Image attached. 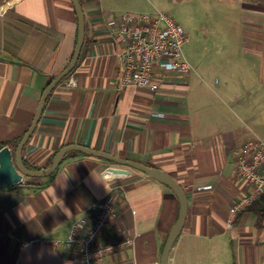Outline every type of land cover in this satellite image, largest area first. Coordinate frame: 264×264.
Masks as SVG:
<instances>
[{
  "label": "crops",
  "instance_id": "obj_1",
  "mask_svg": "<svg viewBox=\"0 0 264 264\" xmlns=\"http://www.w3.org/2000/svg\"><path fill=\"white\" fill-rule=\"evenodd\" d=\"M79 2L85 18L80 56L47 98L23 149L25 166L46 168L60 148L76 144L162 169L187 198L169 264H264V194L227 225L232 205L251 192L236 171L235 150L253 137L264 140V123L249 127L243 117L249 112L233 91L244 87L249 93L248 75L218 78L217 91L194 69L158 74L155 91L121 86L116 78L121 41L110 35L107 20L156 11H149V0ZM155 3L220 22L222 32L241 34L240 46L264 55V0ZM77 30L71 0H0V147L14 149L25 134L43 90L72 56ZM190 39L194 36L188 34L186 42ZM256 79L264 82V74ZM233 95L238 111L228 103ZM50 175L0 179V264H86L62 240L107 193L118 214L101 239L130 237L132 242L95 264H158L179 212L169 186L78 149L66 152Z\"/></svg>",
  "mask_w": 264,
  "mask_h": 264
},
{
  "label": "built area",
  "instance_id": "obj_2",
  "mask_svg": "<svg viewBox=\"0 0 264 264\" xmlns=\"http://www.w3.org/2000/svg\"><path fill=\"white\" fill-rule=\"evenodd\" d=\"M107 26L110 35L121 41L116 76L121 86L132 85L155 91L159 88L158 74L188 73L194 69L182 50L188 34L168 12L109 16ZM235 168L251 187V192L232 205L228 226L243 206L264 194V140L253 137L236 149ZM117 214L113 195L107 193L72 223L62 244L76 250L86 264H95L104 256L129 246L132 242L130 237L101 239Z\"/></svg>",
  "mask_w": 264,
  "mask_h": 264
},
{
  "label": "rangeland",
  "instance_id": "obj_3",
  "mask_svg": "<svg viewBox=\"0 0 264 264\" xmlns=\"http://www.w3.org/2000/svg\"><path fill=\"white\" fill-rule=\"evenodd\" d=\"M147 4L150 12H168L187 34L194 36V40L190 39L191 41L182 46L183 54L194 67L192 71L194 74L210 78L208 84L212 89L218 90L215 87L218 78L222 81L226 76L240 78L248 75L245 84L249 93L246 94L244 87H236L233 91L238 94V99L243 102L242 106H245L249 112L246 115L243 114L249 127L254 128L264 123V111L258 114V110H264V82L256 79L258 74H264V55H259L256 50L244 48L242 44L240 46L238 42H240L241 34L235 31L222 32L223 26L220 22L214 24L204 17L190 18L177 8L165 9L167 7L157 5L155 0H149ZM215 20L221 19L217 17ZM194 21L199 23L194 25ZM232 27L236 28V25ZM226 41L233 45H226ZM230 97L228 102L230 107L238 111L234 95Z\"/></svg>",
  "mask_w": 264,
  "mask_h": 264
},
{
  "label": "water",
  "instance_id": "obj_4",
  "mask_svg": "<svg viewBox=\"0 0 264 264\" xmlns=\"http://www.w3.org/2000/svg\"><path fill=\"white\" fill-rule=\"evenodd\" d=\"M71 1H72V4L76 12L77 23H78L77 38H76V42L74 45L72 56L68 64L63 68V70L60 71L47 84V86L43 90L41 97L39 99V102H38V106L34 113L32 122L30 126L28 127V129L26 130L25 134L20 138V140L16 144V147L14 149H12L9 145H3L0 147V179H2L5 182H8L18 177L19 174H25V175L37 176V177L48 176L56 170L62 158L64 157L65 153L72 149H78L89 155L104 157L118 164L128 165L136 169L142 170L144 173L148 174L152 178L169 186L170 189L174 192L179 202L178 217L175 220L174 224L172 225L168 233L166 242L164 244V247H163L159 262H158V264H169L168 263L169 251L174 241L176 240V238L178 237V235L180 234L182 230V227H183V224L186 218V214H187V198H186L185 191L180 186V184L177 182V180L174 177H172L170 174H168L162 169L150 167L140 162L118 158L106 152L90 149L86 146H81V145H76V144H71V145H67V146L60 148L55 153L51 162L48 164L46 168L31 169V168L26 167L23 162L22 153H23L24 146L36 128V125L41 116V113H42V110H43V107H44V104L47 98L51 94L54 87L72 72V70L74 69V67L76 66L78 62L81 48L84 43L85 18H84L82 6L79 0H71Z\"/></svg>",
  "mask_w": 264,
  "mask_h": 264
},
{
  "label": "trees",
  "instance_id": "obj_5",
  "mask_svg": "<svg viewBox=\"0 0 264 264\" xmlns=\"http://www.w3.org/2000/svg\"><path fill=\"white\" fill-rule=\"evenodd\" d=\"M19 139V138H18ZM54 174V172L50 175V176H52Z\"/></svg>",
  "mask_w": 264,
  "mask_h": 264
}]
</instances>
